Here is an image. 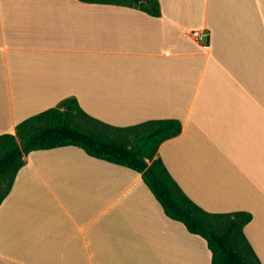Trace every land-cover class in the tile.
<instances>
[{"label": "crops", "instance_id": "1", "mask_svg": "<svg viewBox=\"0 0 264 264\" xmlns=\"http://www.w3.org/2000/svg\"><path fill=\"white\" fill-rule=\"evenodd\" d=\"M0 0V134L76 98L128 126L178 118L158 155L211 212L252 214L264 264V0ZM198 30L200 37L192 34ZM0 264H212L142 174L78 146L33 150L0 205Z\"/></svg>", "mask_w": 264, "mask_h": 264}, {"label": "trees", "instance_id": "2", "mask_svg": "<svg viewBox=\"0 0 264 264\" xmlns=\"http://www.w3.org/2000/svg\"><path fill=\"white\" fill-rule=\"evenodd\" d=\"M81 1L136 7L154 16L162 14L159 0ZM182 127L178 118L112 125L87 113L76 98H67L20 121L15 133L0 134V205L12 190L28 153L78 146L93 157L140 172L165 213L206 239L212 264H262L244 231L252 214L204 209L185 193L158 155L160 145L179 135Z\"/></svg>", "mask_w": 264, "mask_h": 264}, {"label": "built area", "instance_id": "3", "mask_svg": "<svg viewBox=\"0 0 264 264\" xmlns=\"http://www.w3.org/2000/svg\"><path fill=\"white\" fill-rule=\"evenodd\" d=\"M192 34H193L194 36H196V37H200V36H201L198 30H194V31H192Z\"/></svg>", "mask_w": 264, "mask_h": 264}, {"label": "water", "instance_id": "4", "mask_svg": "<svg viewBox=\"0 0 264 264\" xmlns=\"http://www.w3.org/2000/svg\"><path fill=\"white\" fill-rule=\"evenodd\" d=\"M147 2H149L150 0H146ZM69 108H71V106H69Z\"/></svg>", "mask_w": 264, "mask_h": 264}]
</instances>
